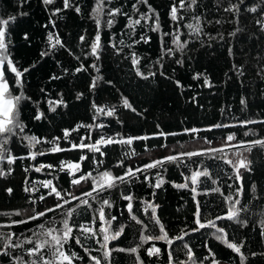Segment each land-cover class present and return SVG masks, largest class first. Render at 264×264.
Returning a JSON list of instances; mask_svg holds the SVG:
<instances>
[{
  "label": "trees",
  "instance_id": "trees-1",
  "mask_svg": "<svg viewBox=\"0 0 264 264\" xmlns=\"http://www.w3.org/2000/svg\"><path fill=\"white\" fill-rule=\"evenodd\" d=\"M95 3L96 0H70L71 7L64 8V0H54L50 5H45L43 0H0V19L16 17L9 32L11 58L21 70L28 69L22 78V88H16L15 77L11 73L8 74L10 83L14 94L23 93L30 97L20 107L19 119L25 125V132L12 138L6 145L18 159L13 164H8L6 158L0 160V171L5 173L0 176V224L24 219L31 212L43 211L57 203L55 196H48L49 190L41 186L42 181L53 180L58 189L75 191L76 195H81V189L90 190V180L73 189L72 177L67 171L60 170L62 161L80 163L84 174L92 172L96 175L94 170L98 169L110 170L113 175L119 176L129 167L136 169L153 160L190 152V149L184 148L186 145L201 144L200 150L221 146L230 134L236 137L232 143L264 139V124L240 126L243 121H264V30L257 23V20H264V0H197L191 9L180 12L184 17L179 25L180 31L182 39L189 41L188 45L183 51L164 56L162 61L161 34L150 31L148 25L138 26L135 33L129 32L125 28L128 20L124 15H118L111 28L107 27L109 17L105 15L100 33V59L91 56V44L97 34L92 19ZM133 3L136 0H111L106 8H120L122 12L138 18L132 9ZM149 3L160 15L161 31L172 32L175 25L169 12L173 3L178 5L179 0H149ZM232 5L239 10L225 11ZM77 7L80 8L79 13ZM138 8L142 13L148 11L143 4H139ZM251 8H256V12L250 11ZM56 9L60 11L53 15ZM194 16L201 20L202 33L199 36L187 35L189 29L184 26L194 23ZM49 33L58 36L64 47L52 49L47 39ZM25 34L29 39H24ZM141 35L150 37V42L129 47L133 40H140ZM81 36L85 37L84 41H81ZM121 40L123 44H120ZM164 41L168 47H174L171 36L164 37ZM112 44H116V48ZM117 49L120 51L117 52ZM45 51L49 54L42 57L41 53ZM133 52L140 58V71L145 75H155L142 79L136 74L131 63ZM177 60H182V63H177ZM93 64L99 67V72L91 67ZM81 67L84 70L77 72L76 69ZM53 76L59 78L53 79ZM96 76L102 79L93 89L90 85ZM197 76L199 78L194 79ZM205 79L211 87L205 86ZM123 98L128 99L135 111L123 106ZM57 100H62L63 104L50 111L49 101ZM241 100L245 103L242 104ZM94 104L105 109L114 108L115 113L113 116L97 115ZM38 113H43L39 120L35 119ZM191 129L198 131H186ZM65 130L70 132L67 139L64 137ZM245 132H249V135L246 136ZM24 135L35 136L42 142L29 148L27 140L21 139ZM102 136L148 139H135L131 146L119 143L104 145L101 147L103 156L87 149H72L73 144H93ZM53 146L70 150L52 152ZM30 151L44 152L45 155L31 159L28 155ZM133 151L135 155L131 154ZM227 151L230 155L236 149ZM245 155L251 161V171L242 170L240 181L231 178L233 171L222 160L208 156L182 157V163H166L162 168L137 173V178L132 182L105 192L103 199L112 203V207L105 209L108 218L113 215L117 217V221L113 222L117 228L121 224L126 226L120 238L112 241L109 247L128 249L140 244L141 225L131 220L128 202L121 197L125 193L134 197L133 210L147 225L146 235L159 236L160 229L151 219V210L145 212V201L159 206L157 217L169 237L189 233L182 240L174 239L171 246L163 240L143 244L138 250L142 264H169L170 251L174 264H181L182 261L193 264L188 261L185 244L192 249L196 264L201 261L212 264L213 258L218 264H241L240 256L215 238L214 229L191 231L196 227L194 213L197 201L201 205L204 222L227 212L229 205L224 203L219 193L204 194L207 188L214 186L211 181L199 185L195 200L190 188L173 186L185 183V176L204 166L217 179L224 195H232L235 199L236 189L243 186L238 198L244 208L240 213L244 225L229 220H217L216 223L225 229L230 240L243 243L241 251L247 257L245 264H264V235H261L264 232V148L257 146ZM81 156L87 158L81 161ZM96 160L103 163L97 165ZM120 161H123V167H117ZM41 165L53 167L36 172L35 168ZM157 173L165 181L160 188L153 187ZM145 176H148L147 180ZM229 185L232 187L229 188ZM253 185L255 191L252 190ZM26 188L29 191H25ZM9 189L12 191L9 192ZM41 195L46 197L45 201L39 200ZM77 203L72 201L70 206L76 207ZM68 207L66 205L63 210L48 213L47 217L27 225L0 228V233L15 232L22 240L25 236H31L39 223L53 217L60 219ZM93 207H99V204ZM16 211L22 215H13ZM94 215L91 209L80 206L73 221L76 226L87 224ZM98 224L97 221L95 226ZM3 243L0 240V248ZM83 244L91 255L102 258V253L94 250L99 248L95 240H83ZM153 244L160 252L150 256L147 250ZM69 246L71 251L83 257L76 264L92 263L84 248L75 244L74 240L69 242ZM209 250L213 256H209ZM9 252L12 250L9 249ZM15 255H23V252L17 249ZM206 256L207 260L204 259ZM0 264H12L11 256L0 255ZM103 264H137V260L135 254L113 251L109 261H103Z\"/></svg>",
  "mask_w": 264,
  "mask_h": 264
},
{
  "label": "snow or ice",
  "instance_id": "snow-or-ice-1",
  "mask_svg": "<svg viewBox=\"0 0 264 264\" xmlns=\"http://www.w3.org/2000/svg\"><path fill=\"white\" fill-rule=\"evenodd\" d=\"M45 5H50L54 3V0H43ZM111 0H96L95 6L93 7V16L96 27L97 34L91 44V56L95 57L97 60L100 59V50H101V30L103 28V23L101 17L106 15L109 17L106 21L107 27L111 28L115 23V18L118 15H124L128 20V23L125 25V28L129 30L131 33H135L136 28L144 27L148 25V28L152 32H158L161 34L162 40V52L163 56L160 58L162 61L164 56L173 55L176 51H183V49L188 45V40L182 39V33L180 31V22L184 20V17L180 14L181 10L191 9L194 5L197 4V0H179V4L173 3L171 6L169 17L173 24L175 25L172 32H162L161 31V23H160V15L155 12L152 5L149 3V0H136V3L132 4V9L134 12L138 14V18H133V16L128 15L127 13L122 12L120 8H106V5L110 4ZM143 4L148 8L147 12H140L138 5ZM71 7L70 0H64V8ZM236 5H232L231 7L225 9V11H238ZM60 9H56V12L53 13L55 15L59 12ZM76 11L79 13L80 8L77 7ZM250 11L256 12V8H251ZM21 15H27V13H22ZM153 16L155 17L153 21ZM16 20V17L10 16L7 19H0V160L7 159L8 164H13L17 157H14L10 150L6 148V145L10 143L12 138L16 137L18 134L25 132V125L19 119L20 107L21 104L30 100V97L25 96L23 93L14 94V89L10 83V78L8 76L11 73L15 77V86L16 88H22L23 86V76L24 73L28 71V69L21 70L14 60L11 58L10 52V25L13 24ZM194 23H188L184 25L189 29L187 35H197L199 36L202 33L201 28V20L200 17H193ZM149 21H153V23H149ZM257 23L261 26L262 30H264V20H257ZM53 26L54 22H53ZM171 36L172 45L174 47H168L167 42L164 41V37ZM24 39L27 40L29 37L25 34ZM48 41L52 47L55 49L57 46L64 47L60 38L56 36L54 33L48 34ZM81 41L85 40L84 36L80 37ZM149 43L150 37L145 35H141L140 40H133L132 45L134 46L137 43ZM124 41L121 40L120 44H123ZM113 48H116V44L111 45ZM120 49H117L119 52ZM231 52V49H230ZM49 53L47 51L42 52L41 56H47ZM131 63L132 66L136 69V74L140 76L142 79H147L149 76L155 75V73H148L145 75L139 69L140 58L136 55L135 52L131 54ZM177 63H182V60H177ZM97 72H99V67L96 64L91 65ZM161 67L163 64L161 63ZM83 67L77 68L76 71H83ZM242 74V73H241ZM163 75V73H161ZM53 79H58L59 77L53 76ZM199 76L194 77V79H198ZM102 77L96 76L93 78V82L90 85L91 88H95L97 81L101 80ZM110 83V82H109ZM177 86L180 87V82L177 81ZM205 86L211 87L210 82L205 79ZM79 99V95L77 97ZM123 106L125 108H132V105L129 103L127 98H123L122 100ZM241 103H245L244 100H241ZM63 104L62 100L57 101H49L50 111H55L56 107ZM93 107L96 109L97 115L104 114L107 116H113L115 113V109H105L103 107H97L95 104ZM43 117V113H38L35 116V119L39 120ZM95 119V117H94ZM261 123L264 124V121H243L241 122L242 127H246L249 124ZM83 127V125H81ZM97 127H103V125H97ZM215 127H229V125H215ZM191 132H197V129L186 130ZM160 135H167L165 133H160ZM245 135H249V132H245ZM70 136V132L65 130L64 137L67 139ZM23 140H27L28 147H35L37 144H40L42 141L35 136H27L24 135L21 137ZM58 139V138H56ZM135 139H148V137H128V138H120L114 139L112 137H101L99 140H96L93 144H86L81 142L79 145L73 144L72 149H87L93 153H99V155L103 156L104 152L101 151V147L108 144H126L131 146ZM236 140L234 134H230L227 136L226 141L221 145V147H210L206 149H201L199 151H190V152H181L177 155H169L163 157L162 159L153 160L151 163L143 165V167H138L133 169L131 167L127 168L123 175H113L110 170L104 171H96V175H93L92 172L84 174L81 172V164L80 163H68L61 162L60 170L67 171L68 175L72 177L71 184L73 189L80 187L83 182L91 181V187L88 191H83L81 189V195H76L75 191H66L60 190L56 185H54L53 180H45L40 182L41 186L45 189H48V196H55L57 203L53 207L46 208L43 211H34L29 213L26 218L20 220H13L9 224H0V228H12L15 225L24 224L27 225L31 221H39L42 218L48 216V213H55L57 210H63L66 205H69L66 211L62 212L61 218L56 219L53 217L51 220H45L43 223H39L36 227V230L32 232L31 236H25L22 240L15 232H7L0 233V240H2L3 247L0 248V255L11 256L12 264H76V261L82 260L83 257L79 256L76 252L70 250L69 242L71 240L75 241V244L80 245L84 248L85 254L88 256V259L92 261V264H103V261H109L113 251H121L128 252L129 254H135L137 264H142L140 261L138 250L143 244L148 243L153 240H163L169 246L173 244L174 239L182 240L184 235H188V232H184L183 235L177 236L175 238H171L168 235L164 225L160 222L157 217L156 210L159 207L151 201L143 202L145 204V212L151 210V219L155 225L159 226L160 235H146L147 225L140 220L133 210V200L134 197L131 194L122 193L121 197L123 200L127 201V210L128 214L131 217V220L135 221L136 224L141 225L140 232V244L136 247L128 248V249H113L110 248L109 245L112 241L118 240L120 236L125 231V225L121 224L118 228L113 223L117 221L116 216H111L108 218V214L105 209L112 207V203L108 199H103V194L118 185L126 184L132 182L135 178H137V173H145L153 168H162L166 163L177 162L182 163V157H187L191 159L192 157L199 156H208L210 159H219L222 160L224 164L228 165L233 171V179L236 181H240L243 176V171H251V161L248 159V156L245 153L251 152L254 148L259 146L260 148H264V139H253L249 141H239L238 143H232ZM228 149H236V151H232L231 155L228 153ZM243 149V151H240ZM70 149H61L59 146H53L51 148L52 152H60L67 151ZM5 153L7 156L5 157ZM135 155L136 153L133 151L131 153ZM219 154V155H217ZM29 158L35 159L37 155H45L44 152H29ZM87 157L81 156L80 160L83 161ZM97 165L102 164V161L96 160ZM187 166V165H184ZM52 168V165H41L40 167H36L35 171L40 172L43 168ZM117 167H123V161H120L117 164ZM243 170V171H242ZM27 171V169H26ZM77 173H80L77 175ZM3 171H0V176L4 175ZM183 175V173H182ZM145 180L148 179V176L144 177ZM210 180L212 185L211 188H207L204 192L205 195L211 193H219L224 200V203L229 205L227 212L223 216H216L215 219H209L206 222L203 220V214L201 211V205L197 201L196 211L194 213V223L196 225L195 228L191 229V231H199L200 229L211 228L214 229V235L217 240L223 243L227 248L231 249L234 253L240 256L241 264H245V260L247 257L241 251L244 246L243 243H237L228 238L227 233L223 227L217 225V220H229L235 223H239L242 226L244 225V221L240 219V213L244 210L241 205V200L238 198L243 191V186L236 189V198L234 199L232 195H224L221 192V188L218 186L217 179L213 178V174L210 172L208 167H197L195 170L191 172L190 175L185 176V183L173 185L177 188H190L193 192V199H196V195H198V187L201 184L206 183V181ZM165 183L164 179L157 173V180L154 188H160ZM229 188L232 185L228 186ZM252 190L255 191V185L252 186ZM9 192L12 190L9 189ZM25 191H29V189H25ZM155 195V193H153ZM86 197V198H82ZM40 201H45L46 197L41 195L39 197ZM72 201H77L76 207H71ZM35 203V201H33ZM98 203L99 207H93L94 204ZM240 205V207H238ZM80 206H84L88 209H91L94 212V216L91 222L87 224H79L76 226V223L73 221V216L78 214V208ZM13 215L20 216L21 212L16 211ZM97 221L99 222L98 226ZM264 235V232L261 233ZM93 239L99 244L98 249H94L95 251H99L102 253V258L91 255L90 250L84 246L83 240ZM28 245V247H25ZM184 247L187 249V258L188 261L196 264L194 253L191 248H188V245L185 244ZM9 249L12 252H9ZM20 249L23 252V255L17 256L15 255V251ZM148 254L154 255L159 254L160 249L156 248L153 244L152 247L148 248ZM252 255H256L252 253ZM264 255V254H262ZM209 256H213L211 250H209ZM27 257L28 259H25ZM205 260L208 259L206 256ZM169 264H174V258L169 252ZM181 264H188L187 261H182ZM203 264V261L200 262ZM212 264H218L214 258L212 259Z\"/></svg>",
  "mask_w": 264,
  "mask_h": 264
},
{
  "label": "rangeland",
  "instance_id": "rangeland-1",
  "mask_svg": "<svg viewBox=\"0 0 264 264\" xmlns=\"http://www.w3.org/2000/svg\"><path fill=\"white\" fill-rule=\"evenodd\" d=\"M104 17H105V15L101 17L102 22H103V20H104ZM216 147H221V146H216ZM184 148H185V149H190V150H188V151H192V150H200V148H202V145H201V144H197V143H195V144H191V145H186V146H184ZM231 152H232V151H231ZM230 155H231V154H230ZM91 264H92V263H91Z\"/></svg>",
  "mask_w": 264,
  "mask_h": 264
}]
</instances>
